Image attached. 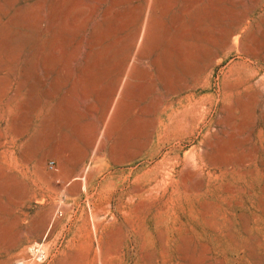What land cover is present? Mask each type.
<instances>
[{
  "label": "rangeland",
  "instance_id": "obj_1",
  "mask_svg": "<svg viewBox=\"0 0 264 264\" xmlns=\"http://www.w3.org/2000/svg\"><path fill=\"white\" fill-rule=\"evenodd\" d=\"M0 264H264V0H0Z\"/></svg>",
  "mask_w": 264,
  "mask_h": 264
}]
</instances>
